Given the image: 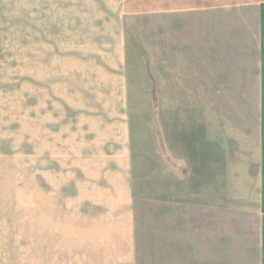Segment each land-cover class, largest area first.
<instances>
[{"label": "rangeland", "instance_id": "rangeland-1", "mask_svg": "<svg viewBox=\"0 0 264 264\" xmlns=\"http://www.w3.org/2000/svg\"><path fill=\"white\" fill-rule=\"evenodd\" d=\"M155 8L0 0V264H259L256 15Z\"/></svg>", "mask_w": 264, "mask_h": 264}, {"label": "crops", "instance_id": "crops-1", "mask_svg": "<svg viewBox=\"0 0 264 264\" xmlns=\"http://www.w3.org/2000/svg\"><path fill=\"white\" fill-rule=\"evenodd\" d=\"M245 9L252 10L256 15V21H257V45H256L257 60H256V68H255L256 75L254 77L257 78L258 93L262 96L260 136H259L260 149L258 156L259 158L258 160L259 255H260L259 264H264V0H231L229 5L226 3L222 5H212L210 0H184V1H179L178 3H176L175 0H170V2H167V5L165 6H160L159 1L156 0V8L154 13L157 16L190 14L192 16H197L198 18H202L205 22L208 21V23H210V22H215V20L211 18L212 14L227 13L230 15H239L242 14V11ZM236 31L237 30L234 29V32ZM206 42L207 41L204 40L202 43V47H203L202 53H205L206 47L208 49L213 47L214 49L217 46L219 47L220 50L219 52H221L220 48H225L224 50H222V53L226 51V49L229 50L231 54V56L229 55L230 56L229 64L230 66L233 67V71L235 72L233 78L242 79L243 54L241 48H239L240 50L238 49V47H240L241 44H238L236 41H234V44H228L227 42L222 43V41L221 42L219 41L218 42L219 45H216L212 41L211 42L208 41V43ZM192 46L194 47L195 45L191 44V46L188 47H192ZM190 52H193L194 53L193 55H195L196 53L195 50H191ZM197 54L198 56H200L199 52Z\"/></svg>", "mask_w": 264, "mask_h": 264}]
</instances>
